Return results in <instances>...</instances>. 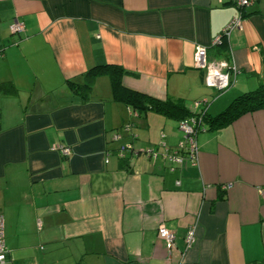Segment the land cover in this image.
<instances>
[{
  "label": "crops",
  "instance_id": "0c3cea01",
  "mask_svg": "<svg viewBox=\"0 0 264 264\" xmlns=\"http://www.w3.org/2000/svg\"><path fill=\"white\" fill-rule=\"evenodd\" d=\"M238 12L230 0H0L5 264H264V109L217 120L264 83V0L243 10L225 50L212 44ZM197 46L237 68L227 88L206 85ZM102 66L189 112L210 101L195 164L162 157L182 140L179 117L115 99L107 73L86 101L68 87ZM127 122L138 153L120 158L125 140L112 138ZM160 223L175 235L171 250Z\"/></svg>",
  "mask_w": 264,
  "mask_h": 264
},
{
  "label": "built area",
  "instance_id": "2783aa9c",
  "mask_svg": "<svg viewBox=\"0 0 264 264\" xmlns=\"http://www.w3.org/2000/svg\"><path fill=\"white\" fill-rule=\"evenodd\" d=\"M256 0H230V2L239 10L238 14L231 18V20L224 26L218 36L212 41L213 45H218L223 39H229L231 33L235 30H240L242 27L243 10L252 4ZM9 29L12 33H20L24 29L22 22L17 20L13 21ZM194 65L198 68L206 69V85L210 88H215L217 91L227 88L233 81L237 68L233 65H228L226 62L213 63L207 59V51L204 46H197L193 55ZM226 69H228L226 71ZM210 101L208 99H200L193 103L190 115L179 120L177 128L182 134V140L174 149L167 148L164 144V153L162 157L168 162V164H180L184 165L187 159H190L192 164L197 161L198 147L196 136L202 129L203 119L207 113V109ZM127 138H124V135ZM135 134L132 133V124L130 122L125 123L122 128L113 134V140H125L116 150L117 155L120 158H126L138 153V149L134 146ZM60 152L63 156L70 154V148L66 146H60ZM147 155L155 158L157 152L154 150H147ZM179 184V182H177ZM230 186V184H228ZM157 235L161 238L167 247L171 250L175 247V235L172 231L167 229L162 223L158 225ZM195 241V226H191L187 229L184 237L185 248H189ZM6 249L4 241V219L0 214V264H5Z\"/></svg>",
  "mask_w": 264,
  "mask_h": 264
},
{
  "label": "trees",
  "instance_id": "16d2710c",
  "mask_svg": "<svg viewBox=\"0 0 264 264\" xmlns=\"http://www.w3.org/2000/svg\"><path fill=\"white\" fill-rule=\"evenodd\" d=\"M225 39L221 41L219 46V50H225ZM103 73H107L110 78L112 94L115 99L121 100L126 104L137 108L138 110H145L146 108H152L154 110L163 111L165 114H171L175 117H179V120L190 115V112L183 109L182 103H167L160 102L148 96L146 94L133 91L122 86L121 76L127 71L118 68H112L109 66L97 67L89 70L84 74V83H76L68 80L66 83L68 87L78 95L81 101L88 100L93 81L95 78ZM3 90V83H0V91ZM258 109H264V83H260L254 90L243 93L232 100L226 112L220 114L217 117V120L221 123V121H229V116L231 117L235 114L242 113L244 111H253ZM182 111V113L180 112ZM182 115V116H181ZM207 119V113L203 119L204 121Z\"/></svg>",
  "mask_w": 264,
  "mask_h": 264
}]
</instances>
